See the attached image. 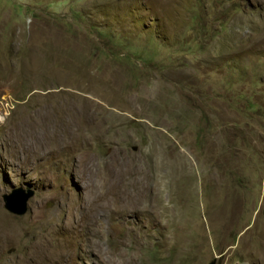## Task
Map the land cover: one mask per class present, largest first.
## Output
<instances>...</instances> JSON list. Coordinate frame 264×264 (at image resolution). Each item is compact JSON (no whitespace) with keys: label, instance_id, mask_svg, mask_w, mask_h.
<instances>
[{"label":"rangeland","instance_id":"374dc122","mask_svg":"<svg viewBox=\"0 0 264 264\" xmlns=\"http://www.w3.org/2000/svg\"><path fill=\"white\" fill-rule=\"evenodd\" d=\"M263 210L264 0H0V264H264Z\"/></svg>","mask_w":264,"mask_h":264},{"label":"water","instance_id":"95a60500","mask_svg":"<svg viewBox=\"0 0 264 264\" xmlns=\"http://www.w3.org/2000/svg\"><path fill=\"white\" fill-rule=\"evenodd\" d=\"M34 191L29 189L27 191L14 190L9 194L2 195L3 206L6 210L11 213L22 215L27 211L28 200L32 197ZM264 214V210H263ZM215 261L212 260L209 264H214Z\"/></svg>","mask_w":264,"mask_h":264},{"label":"bare ground","instance_id":"6f19581e","mask_svg":"<svg viewBox=\"0 0 264 264\" xmlns=\"http://www.w3.org/2000/svg\"><path fill=\"white\" fill-rule=\"evenodd\" d=\"M39 236V235H38ZM47 236V235H46ZM45 235H44V237H46ZM42 237H43V235H42ZM42 237H40V238H38L39 240L36 242L37 243V245H35V246H38V247H40V249L42 248ZM48 238V237H47ZM44 242V241H43ZM44 245H46V244H44ZM33 248V247H32ZM43 250V249H42ZM34 251V250H33ZM31 252V251H30ZM36 252H38V251H34V253H36ZM41 252V251H40ZM50 252V251H49ZM34 253L32 254V255H34ZM42 253V252H41ZM54 253V252H53ZM57 254L55 255V256H53V257H57L58 255H59V251L58 252H56ZM36 255H37V253H36ZM35 255V256H36ZM44 255V254H43ZM54 255V254H53ZM39 256V255H38ZM51 256H52V254H51ZM32 257V256H31ZM31 257H29V258H31ZM34 257V256H33ZM49 257V256H48ZM36 258V257H35ZM38 258V257H37ZM45 258V256H43V257H41L40 259H44ZM62 258V257H61ZM39 259V260H40Z\"/></svg>","mask_w":264,"mask_h":264},{"label":"trees","instance_id":"16d2710c","mask_svg":"<svg viewBox=\"0 0 264 264\" xmlns=\"http://www.w3.org/2000/svg\"><path fill=\"white\" fill-rule=\"evenodd\" d=\"M199 1H201V0H199Z\"/></svg>","mask_w":264,"mask_h":264}]
</instances>
